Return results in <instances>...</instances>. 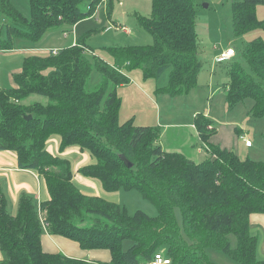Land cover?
<instances>
[{
  "label": "trees",
  "instance_id": "1",
  "mask_svg": "<svg viewBox=\"0 0 264 264\" xmlns=\"http://www.w3.org/2000/svg\"><path fill=\"white\" fill-rule=\"evenodd\" d=\"M102 1L28 0L26 17L11 0H0V16L6 20L0 51L13 49L15 38L37 44L50 31L67 32L92 16ZM83 2H87L85 11L80 7ZM257 4L264 0L233 3L236 37L264 27L255 15ZM138 21L151 34L150 45L107 47L112 58L108 62L84 53L89 47L79 39L54 55L25 56L12 75L13 86L0 88V150L14 153L18 168L35 171L48 192L39 203L21 195L12 214L0 186L4 254L0 264H140L156 252L167 257V264H215L206 249L237 264H264L258 256V239L249 228L250 214H264V161L242 159L232 150L208 143L214 127L209 129L210 120L200 113L194 126L206 143L207 157L201 162L156 145L158 127L136 125L133 119L119 121L117 87L129 81L121 71L124 68H141L145 78L155 79L168 71L167 84L155 91L175 97L196 86L202 67L194 0H152L151 14ZM240 55L252 74L240 62H231L225 100L233 107L249 98L253 117L264 118V40L245 42ZM92 71L100 74V80L87 89ZM33 94L47 101L26 102ZM28 115L31 118L25 119ZM53 135L59 136V153L77 147L93 160L79 166L78 174L98 180L106 191H136L155 206L156 216L141 210L130 213L117 203L82 192L74 183L69 160L47 150ZM44 232L74 241L83 250H106L109 260L46 252L41 243ZM126 241L131 245L125 249Z\"/></svg>",
  "mask_w": 264,
  "mask_h": 264
},
{
  "label": "rangeland",
  "instance_id": "2",
  "mask_svg": "<svg viewBox=\"0 0 264 264\" xmlns=\"http://www.w3.org/2000/svg\"><path fill=\"white\" fill-rule=\"evenodd\" d=\"M236 1L240 0H194L198 56L202 62V67L199 72L197 84L189 93L179 95L174 99L166 97L167 101H161L160 99V96L166 95H159V93H156L160 105L159 121L164 123L165 121H182L183 118L189 119L191 111L195 110L197 114L200 113L211 119L215 127L221 128L217 136L218 139H221V141L228 145V149L234 151L240 158L264 161V118L253 117L250 112L253 102L249 98L236 103L233 107H230L225 100V84L229 82V67L231 62L235 60L240 62L245 70L252 74L240 55V49L247 41L255 38L264 40V27L251 30L240 37L234 35L232 28V6ZM11 3L24 16H29L28 0H11ZM110 4L112 8L107 22L103 14V11H106V0L98 6L96 10L97 15L92 18V23L89 24V28L78 36V40H83L89 47V51L88 49H84V53L89 55L95 54L108 62H112V58L106 50L107 47L146 46L150 45L153 41L151 34L141 26L138 21V17H148L151 14L152 0H111ZM205 4L207 6H205ZM80 7L82 11H85L87 2H83ZM255 15L259 21L264 23V4L255 5ZM5 23L6 20H4V17L0 16V26H2V30H0L1 38L5 37ZM52 32L59 37V31H50L49 33ZM13 42L15 48L35 45L23 38H15ZM47 42V38L43 37L37 44H47ZM227 48L235 50V55L230 59L218 62L216 57ZM19 49L20 48H16V50ZM43 51L29 52V54H44L48 52L47 50ZM21 57L23 56H17L16 59L13 57L14 60H17V66L20 65V67L23 61V59L21 61ZM142 72L141 68H124L123 73L127 77L139 76L142 82V85L140 84L141 92L133 96L130 95L129 90H121L119 93L124 97V104H126L128 100V103L131 101V103L137 107L136 114H138L139 111H144L143 114L150 111L151 115L142 121H146L144 123H148L155 127V122H153L155 115L154 112L150 110L152 105H150V100L147 99L150 95L154 94L153 92H149L150 89H148L147 86L149 88L152 86L153 88L151 89L154 91L156 88L165 86L168 81V71L159 79L152 77L145 78ZM99 80L100 74L96 71H92L86 82V88L92 89ZM144 80L147 81L146 85ZM120 95L117 93L119 99ZM33 101L46 102L47 100L45 97L35 94L30 95L26 99L28 103ZM191 120L193 119L190 118L189 121ZM122 121L124 120H120V122ZM234 127L243 131L244 139L250 140L252 147L247 148L244 146L243 137L240 138L239 133L234 131ZM208 128L211 129V126L208 125ZM170 130L161 137V141L164 145H169L174 141L181 143L184 140L187 141L185 145H188L190 141L189 137L185 135L183 137V135L181 136V134L178 133L176 134V138L173 136L174 133H171ZM52 138L54 140H50L47 145L49 148L52 146L51 144H55V141H58L59 136L53 135ZM10 154L13 156L12 152H10ZM78 155L79 152L73 153L72 158H70L75 162V159L79 160ZM70 158V163L72 164V168H74L75 163L72 162ZM90 161L93 160L90 159L88 163ZM74 183L79 189L102 197L107 201L117 203L125 207L130 213L141 210L149 216H156L157 214L155 206L136 191H106L101 187L98 180L90 177H83L80 174H78V178L75 179ZM9 200L10 198L8 201ZM7 210H11L10 206H8ZM174 217L178 225L181 226V214L178 208L174 209ZM231 241L235 244L233 237ZM130 245V241L124 242L125 249ZM206 253L209 259L215 264H237L219 251L206 249ZM3 257L4 254L0 251V259Z\"/></svg>",
  "mask_w": 264,
  "mask_h": 264
},
{
  "label": "crops",
  "instance_id": "3",
  "mask_svg": "<svg viewBox=\"0 0 264 264\" xmlns=\"http://www.w3.org/2000/svg\"><path fill=\"white\" fill-rule=\"evenodd\" d=\"M95 12L92 16L76 23L69 31L63 33L59 31L60 32L59 37L57 36V34H54V32L45 34L44 37H46L48 40L47 44H35L33 46L27 45L24 47H16V48H20L19 50H16L14 46L13 49L11 50L0 51V88L7 89L13 86L12 75L20 70V65L17 66L18 64L17 60H14L17 58V56L20 55L23 56L21 57V61H22V59L25 56L29 55V52H39V51L47 50L48 51L47 53H49V49L61 48L64 46L72 45L73 42L76 43L79 34H81L84 30H87V28H89V24L92 23V18L97 15V12L96 13ZM103 14L107 22L108 17L106 16L104 11ZM39 54H43V53H39ZM13 57L15 58L13 59ZM121 71L124 72V69ZM144 83L146 85L147 81L144 80ZM140 84L142 85L139 76H132L131 78H129L128 83L120 84L117 87V93L118 95H120L119 91L129 90L131 96L137 95L138 93L141 92ZM147 88L150 89L149 91L150 93L153 92L154 94V95H150V97L147 99L150 100V105H152L150 110L154 112L155 115L153 122H155L154 123L155 126L159 128V136L156 139L155 144L159 145L165 151H176L183 153L196 162L203 161L207 157V152L205 151L206 143H204L201 140L198 131L194 126V117L197 114L196 111L195 110L191 111V116L189 117V119L183 118L182 121H165L164 123H162L161 121H159L160 105L158 103V98H157L158 96L156 97L157 95L156 92L153 89H151L153 88L152 86H150V88L147 86ZM159 95H166V94L159 93ZM166 97H169L171 99L175 98V97H170L168 95L160 96L161 101H167ZM120 99H121V105L118 115L119 121L120 120L126 121L128 118V119H133L134 124L136 125L151 126L148 123H144L146 121H142L151 115L150 111H148L146 114H143L144 111H139V113L136 114L137 107L133 103H131V101L128 103L127 100L126 104H124L123 103L124 97L120 95ZM190 118H192L193 120L189 121ZM206 118L209 119L208 117ZM209 120L211 122L210 126L214 127L215 132L209 137L208 143L219 145L221 148L228 149L229 148L228 145H226L223 141H221V139H218L217 137L221 128L215 127L212 124L211 119ZM169 130L171 131V133H174L173 135L174 137H176V134L178 133L181 134V136L183 135V137L184 135L186 137H189L190 141L188 145H185V143L187 144L186 140L182 141L181 143L178 141H174L169 145H164L161 141V137ZM234 131L239 133L240 138L242 137L244 138V134L241 129L234 127ZM50 140L53 141L54 139L51 137L48 140L46 146L48 145ZM58 143H59V139L58 141H55V144H51L52 146H50V148L47 146L46 147L47 150L55 155L65 157L68 160L70 157L72 158L73 153L79 152L78 155L79 160L75 159L76 161L74 162L73 159L70 158L72 162L75 163L74 168H72V164L70 163L73 180L75 182V179L78 178V173H77L78 167L88 163V161L90 160V156L86 152H80L77 147H70L65 151H63L62 153H59ZM245 147L247 148L252 147V143L250 146H245ZM69 162L71 161L69 160ZM0 186L7 200V208L8 206H10V209L12 211L10 210L9 212L12 214L16 213L18 199L23 194L31 196L37 203L46 200L48 198V192L46 190L42 178L35 171L18 168L16 156L14 155V153L12 156L10 154V151L0 150ZM80 190L86 194L93 195L87 193L82 189ZM9 198L10 200L8 201ZM249 228H250V232L253 235H255L258 239V250H257L258 256L260 258H264V214L262 213L250 214ZM41 243L43 250L49 253L60 252L68 257L90 260V261L103 262L109 260V253L106 250H83L78 246L76 242L68 240L58 235H50L44 232L41 237Z\"/></svg>",
  "mask_w": 264,
  "mask_h": 264
},
{
  "label": "built area",
  "instance_id": "4",
  "mask_svg": "<svg viewBox=\"0 0 264 264\" xmlns=\"http://www.w3.org/2000/svg\"><path fill=\"white\" fill-rule=\"evenodd\" d=\"M103 2H105V0H103L101 2V4ZM97 8H96V10H97ZM73 44H75V42H73ZM58 50H59V48H52V49H49V53L51 55H54V54H56L58 52ZM234 54H235V52H234V50L232 48H227L224 52H221L216 57V60L218 62H221V61H224V60H227V59L231 58L232 56H234ZM243 140H244L245 146H250L251 145V141L250 140L244 139V138H243ZM167 263H168L167 257H165L162 252H156V253L153 254V257L150 260L145 261V262H141L140 264H167Z\"/></svg>",
  "mask_w": 264,
  "mask_h": 264
},
{
  "label": "water",
  "instance_id": "5",
  "mask_svg": "<svg viewBox=\"0 0 264 264\" xmlns=\"http://www.w3.org/2000/svg\"><path fill=\"white\" fill-rule=\"evenodd\" d=\"M205 6H207V5L205 4ZM30 118H31V115L25 116V119H30ZM121 160L123 161V163H124L128 168L132 167V163H131L128 159H126L125 157L121 156Z\"/></svg>",
  "mask_w": 264,
  "mask_h": 264
}]
</instances>
